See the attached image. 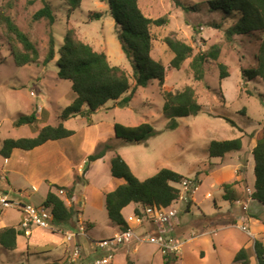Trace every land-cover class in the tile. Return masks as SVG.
<instances>
[{
	"label": "rangeland",
	"instance_id": "obj_1",
	"mask_svg": "<svg viewBox=\"0 0 264 264\" xmlns=\"http://www.w3.org/2000/svg\"><path fill=\"white\" fill-rule=\"evenodd\" d=\"M8 1L0 0V9ZM28 1L15 0L14 7L9 12L19 27L30 33L33 41L37 43L41 55L39 63L18 67L10 55L0 30V158L2 159L4 157L1 155V150L6 140L29 139L32 130L40 133L46 126H58L61 123L59 117L61 110L59 109L66 108L76 98L71 83L58 77L59 54L52 63L48 65L43 63L51 32L56 38L57 51L63 45L68 9L62 0H50L54 13L57 15L56 23L50 27L46 21L32 22L33 14L42 5L40 2L29 5ZM212 1L140 0V7L147 17L153 19L168 18L167 25L152 29L155 36L152 57L161 60L167 68L164 88L172 92L181 91L187 86L195 89L201 106V111L197 116L181 118L176 129H167L168 119L163 114L164 99L161 96L159 84L155 80L151 81L145 88L139 87L129 106L104 110L107 104L116 105V102L109 101L100 109L103 110L102 112H97L91 118L92 125L97 123L108 125L110 124L109 121H113L112 125L119 123L124 126H138L148 123L158 132L157 135L141 144L121 145L116 137L110 138L111 140L107 143L112 142L116 145V149L120 147L118 150L115 149L116 153L127 162L133 174L141 181L164 168L171 169L188 179L190 177L201 179L203 186L195 196L196 201L192 202V195L188 194L185 201L179 205L180 219L184 216L185 221L189 223L193 222L194 219L198 220L200 215H209L215 210L213 198H205L208 190L217 194L223 193L221 192L223 190L217 185L210 189V185L215 181L210 170L216 161L214 159H217L211 158L209 155L211 142L241 138L245 147L244 155H246L249 152V145L247 144L256 139L255 136L258 131L264 128V82L260 80L248 82L244 77V70L256 66V55L262 36L259 32L252 35H234L232 40L228 41L225 32L235 22L231 19H225L222 11L214 10ZM96 13H102L103 18L99 21H92L89 17ZM70 21L79 31L82 39L95 50L105 52L112 65L125 69L131 77L132 85L135 86L133 66L122 50L115 28V20L110 15L106 1L83 0L81 8L73 12ZM214 25H219L221 28L216 29ZM168 36L180 39L192 46L194 55L207 52L213 45H219L221 47L219 61L228 67L230 77L220 79L218 62L214 60H208L205 64L206 75L203 81H196L194 78V73L190 67L192 58L184 63L181 70L172 69L170 62L173 54L164 43V39ZM247 90L252 91L254 95H249ZM32 93L35 96H32ZM32 103L33 109L36 111L39 110L38 103L44 105L48 110V122L36 118L31 124L15 125L20 115L25 114ZM83 119L88 120L78 116L67 125L78 129L74 138L75 134L71 136L72 138L61 139L64 140L61 148L70 155L74 153L73 150L76 153L81 152L83 144H85L87 126H84ZM89 123L90 120L86 121V124L90 125ZM100 151L94 154H98ZM102 159L103 157L91 163L88 161L85 177H78L87 183V176L92 170L93 164ZM1 165L2 161L0 160ZM98 177L104 178V172H98ZM9 178L13 180L10 176ZM252 179L253 177L249 182L251 185L253 184ZM19 187L20 193L32 195V202L36 203L33 205L40 207L41 196L43 197L41 193L44 192L42 188L38 193L29 187L22 178ZM83 187L80 185V189ZM10 189L9 184H5L1 187L0 192L3 195H8L7 198L14 199L16 195L10 193ZM189 201H191L190 206ZM219 201H222L221 198ZM104 210L100 211V208L90 205L87 201V208L83 211L81 223L87 235L93 239H102L113 233V230L107 227L108 217ZM190 210L191 215H186ZM251 211L260 213L256 205ZM9 213L12 216L11 223L14 225H17L18 221L24 217V213L18 214L13 209L9 210ZM258 217L264 221V212ZM260 219L254 220L259 223ZM94 220L97 221L95 225L97 231L92 230L91 223H96ZM219 222L221 220L214 222V227L213 225L212 227H205L206 231L209 232L203 236L200 234H204L205 228L203 229L199 225L189 228L186 236L180 237L186 240L182 256H178L170 264H258L253 247L251 253L247 252V260L238 262L234 260L239 251V246L248 240L251 241V239L239 226L230 228L227 232L230 236H227L218 228L220 227L219 224L226 221ZM204 223L210 225L211 220L205 219ZM190 229L195 235L191 234ZM248 229L251 231L252 228ZM223 234L227 237H224ZM59 235L61 236L59 239H55L54 243L59 247L66 248L67 252L64 257H70V244L66 242L62 234ZM194 236L198 238L189 240ZM85 242L89 243L88 240ZM262 246H264V242ZM102 253L103 251L99 250L97 254L100 256ZM118 254L120 256L116 257V255L112 264H164L157 247L154 245H138L136 254L126 251H120ZM57 258L55 252L46 253L42 248L29 245L23 235L18 237V246L14 255L13 252H7L0 246V264H48ZM65 264H68L67 259Z\"/></svg>",
	"mask_w": 264,
	"mask_h": 264
},
{
	"label": "trees",
	"instance_id": "obj_2",
	"mask_svg": "<svg viewBox=\"0 0 264 264\" xmlns=\"http://www.w3.org/2000/svg\"><path fill=\"white\" fill-rule=\"evenodd\" d=\"M15 0H9L0 9V30L10 51L15 64L18 67L37 64L40 61V50L31 34L23 31L16 23L10 10L14 7ZM68 9L67 28L64 42L57 51L56 38L51 32L48 41V50L43 63H52L59 54L58 77L69 81L76 94L74 101L62 110L61 123L56 126L44 127L35 138L9 139L4 142L1 155L9 158L13 150H33L50 141H58L71 137L74 131L64 127V122L81 116L91 119L109 101L116 102V106L124 108L129 106L136 90L139 87H147L151 81H157L161 96L164 99L163 114L168 119L167 129L174 130L178 127L181 118L197 116L201 111L195 89L190 86L181 91H168L164 88L167 68L161 60L152 57L155 36L152 33L154 27L160 28L168 24L167 17L153 19L147 17L140 7V0H105L108 4L111 17L115 20V28L122 50L133 66V75L136 80L132 85L131 77L127 71L110 63L108 56L103 51L95 50L89 43L82 39L77 28L70 19L73 12L79 10L83 0H62ZM41 3V8L33 14L32 22L46 21L53 27L57 20L50 0H29L28 4ZM214 10L223 12L225 19H231L235 23L225 33L226 39L231 41L234 35H252L259 32L262 36L256 66L244 70V77L248 82L260 80L264 82V0H213ZM186 9V8H185ZM92 21L103 18L102 13L92 14ZM216 29L221 26L214 25ZM165 45L172 52L173 58L170 67L181 70L184 63L192 58L190 67L196 81H203L206 75L205 64L208 60L218 62L220 79L230 77L228 67L219 61L221 47L213 45L207 52L194 55V49L186 42L168 36L164 39ZM249 95H254L247 90ZM36 120V111L29 116H20L15 125H28ZM116 140L121 145L147 142L158 132L148 123L135 127L116 124L114 127ZM243 142L241 138L233 140L212 141L209 147L211 158L223 159L226 154L241 151ZM116 149V145L106 143L98 154L91 155L88 161L94 162L104 157L108 151ZM255 161V183L252 199L264 206V128H262L256 147L252 151ZM87 169L84 171L86 173ZM111 173L115 179L124 183L116 189L106 193V210L109 220L121 231L129 228V224L123 216V210L130 204H136L137 216H143L147 207H169L178 198L180 191L174 184L180 183L186 177L179 173L164 168L155 175L141 181L132 172L127 162L117 154L111 161ZM78 180L82 181L81 178ZM237 185L224 184L223 190L227 195ZM74 193L69 189L68 197ZM189 206L191 201L188 202ZM51 208L54 220L53 224L61 230H76L79 212L74 207H68L65 201L50 191L43 204ZM188 206V207H189ZM19 229L7 227L0 229V246L7 252H14L18 246V237L22 235ZM263 246L255 243V251L259 264H264ZM164 264H170L177 257H163ZM247 260V250H240L235 256V261Z\"/></svg>",
	"mask_w": 264,
	"mask_h": 264
},
{
	"label": "crops",
	"instance_id": "obj_3",
	"mask_svg": "<svg viewBox=\"0 0 264 264\" xmlns=\"http://www.w3.org/2000/svg\"><path fill=\"white\" fill-rule=\"evenodd\" d=\"M49 103L52 104L50 101ZM71 103H69V105ZM38 107H39L38 111L34 110L32 103L29 106L28 111H26L25 114H21L20 116L22 115L29 116L34 111H36L37 119L41 118V120L48 122L49 119L48 110L41 103H38ZM117 108L119 107L116 105L113 106L112 104L111 105L107 104L104 107V110H114ZM59 110L62 111L63 109H59ZM102 111L103 110H99L98 113ZM73 120H75V118L64 122V127H66L69 130L75 131V135L73 136L74 138L77 134L78 129L76 130L74 129V127L67 126L69 122ZM86 121L88 120L83 119V124L84 126L87 127L85 129V136H86L85 141L82 138L85 144H83L81 152L76 153L75 150H73L74 153L70 155L69 153H67V151L61 148V144L64 143L63 142L64 140H59V141L47 142L44 145L37 147L33 150L23 151V150L15 149L9 158L7 159L0 158V160L2 161V165L0 166V190L3 185L9 184L11 188L9 192L15 193L16 195L14 199L8 198L10 201L21 205L28 204L34 206L36 204L32 202L33 200L32 195H28L26 193H20L21 189L19 185H20V180L22 178L27 183V185L35 189L36 192L39 193L40 189L41 188L43 189L44 192L41 193L43 194V197L40 194L41 204L39 206L44 204L46 197L50 191L54 193H58V195L65 201L68 207H74V209L79 212L77 216L78 222L82 221L83 218L82 214L83 211H85V209L87 208V201L90 205L100 208V211L105 209L104 212H107L106 198H105L106 193L116 189L118 186L124 183L122 180L115 179L111 173V161L117 155L116 151L115 150L108 151L104 155L102 160H100L97 163L95 162L93 164L92 170L88 173V176L86 175L88 179L87 183L85 182L84 179H81L82 181L78 180L79 179L78 176L81 177L84 176L85 174L84 171L88 166L86 165L88 163V156H91L92 154L101 150L102 145H104V143H107L109 140H111L110 138L115 137L114 127L116 124L119 123H115L114 125H112L111 123L113 121H109L108 123L110 124L108 125L101 123L92 125L93 121L92 119H90V123H89L90 125H88L86 124ZM128 127H135V126H128ZM259 131L255 136L256 139H254L251 143L249 141V143L247 144L249 145L248 154L244 155L245 147L243 143V147L241 151L228 153L225 155L223 159L220 158L214 159L216 161L212 164V169L210 170V174H212V176L215 177V181L213 184L210 185V189L214 188L217 185L221 190H223L222 186L224 184H232L234 182H237V185H235L227 195V198L229 200L225 198L226 193L224 190L221 191L223 193L220 194L214 193L210 190L206 192L205 198L207 199L212 197L215 207V210L211 212L209 215L202 214L199 216L198 220L194 219L193 222L190 223L185 221L184 216L182 217V219H180L179 217L175 225H172L171 227L165 226L164 228H158L157 226H154L147 222H145L143 226H139L136 222L129 221V218L136 216L135 210L136 208H138L136 204H130L122 212L129 226L134 228L137 233L149 231L152 234H155L158 233L159 231H165L170 235L178 236L180 238L182 236L183 237L186 236L185 234L189 232L188 229L192 228V226L194 225H199L203 229L205 227H212V225L214 227L215 226L214 222H216L217 220L219 221L221 220V222L226 221L225 223L219 222L221 224H219L220 227L218 228L223 232H225L227 236H230L227 233L230 230V228L232 227L237 228L239 225H246L248 228L250 227L252 228L251 231L248 229L251 234L250 236L248 235V237L251 239V241L248 240L244 244L240 245L239 251L242 249H246L248 253L249 252L251 253V248L253 247V252L255 253L256 256L255 243L259 242L260 244H262L264 242L263 241L264 221H262V219L258 217L260 216V214L264 212L263 210L264 206L261 203L254 201L252 199V195L254 192V183H255V175H254L255 161L252 155V151L257 145L259 134L261 132ZM31 132L32 135L29 138H35L39 133L38 131H34V130L30 131V133ZM94 145L96 146L94 147ZM118 149H120V147H118L116 150ZM242 158L245 159L242 160ZM160 170L161 169H159L158 171ZM100 171L104 172V178L98 177V172ZM9 176L13 178V180L10 179ZM251 177H253L252 185L249 183L251 181ZM190 178H194V177H190ZM200 180L198 179V181L200 182L199 190L194 194H192L191 196L192 202L196 201L195 196L199 191H201V188L203 186V181ZM80 185L84 186L83 189H80ZM69 189L74 190V193L71 198L68 197ZM59 190H65L66 194L60 195L58 192ZM78 190L79 193H77ZM0 196H6V195H3L0 192ZM220 198L222 201H219ZM255 205L259 209L260 212L259 214L251 211V209L254 208ZM244 207H247V209L245 210ZM11 209L16 210L18 214L22 213V211L18 208H5L0 205V229L7 227H15L19 229V225L24 217L18 221L17 225L12 224L11 223L12 216L9 213V210ZM191 213L192 212L190 210L189 212H187L186 215H191ZM107 217H108V213H107ZM205 219L208 220L210 219L211 224L208 223L210 225H205L204 223ZM254 219H260L261 221L258 223ZM94 222L96 223H91L92 230L97 231L98 229L95 226L97 224V221L94 220ZM107 222H108L107 227L112 229L113 233H111L112 235H108L107 237H103L102 239L112 237L115 234L121 232V230L118 227H116L109 220V218ZM204 230L205 232L204 234H200L201 236L209 232L206 231L207 230L206 228ZM191 234L193 233L191 232ZM22 235L27 239L29 245L34 247H39L40 249L42 248L46 253L55 252V256L58 257L55 260L57 262L51 261L48 264H65L66 259H67V263L69 262L68 259L69 256L67 258L64 257V254L67 252V249L64 247H59L54 243V240L59 239V237L61 236L59 235V233L37 229L34 230L30 236H25L24 234ZM223 235L224 237H227L225 234ZM195 238L198 237L190 238L189 240H194ZM86 240L87 239L83 237L78 239V242L81 243L84 249L85 257H87V259L90 260L94 256H99L97 254L99 250L96 249L90 241L89 243H86L85 242ZM95 240H99V239H95ZM138 245L141 244H138L136 242L127 243L116 250L115 256L117 255L116 257H119L120 255L118 253L120 251H126L136 254L138 252ZM103 254L104 252L102 253V255ZM159 254L162 257V260L164 261L162 254L160 252Z\"/></svg>",
	"mask_w": 264,
	"mask_h": 264
},
{
	"label": "built area",
	"instance_id": "obj_4",
	"mask_svg": "<svg viewBox=\"0 0 264 264\" xmlns=\"http://www.w3.org/2000/svg\"><path fill=\"white\" fill-rule=\"evenodd\" d=\"M34 96V94L32 93ZM179 191V198L169 207H147L143 216H133L129 218L130 222H136L139 226H143L145 222L150 223L158 228L172 226L179 219V205L185 201L188 194L192 195L200 188V182L197 178H185L180 183L174 184ZM60 195H65V190L58 191ZM0 205L5 208H18L24 213L19 230L25 236H30L34 230H46L57 232L65 237L66 242L71 244L70 258L68 264H111L115 257V252L118 248L131 242L138 244H150L157 247L163 257H178L182 255L183 247L186 243L185 239L178 236L170 235L165 231H159L152 234L151 232L137 233L136 230L129 226L125 231H121L112 237L95 240L87 235L86 230L81 222H78L77 228L74 231L61 230L53 224L54 216L51 208L46 206L35 207L32 205H21L10 201L6 196H0ZM246 210L247 207H244ZM239 228L247 235H251L246 225H239ZM192 235H195L192 234ZM85 238L90 241L93 246L104 252L103 255L93 257L88 260L84 255V249L79 238ZM195 237V236H194ZM192 237V238H194Z\"/></svg>",
	"mask_w": 264,
	"mask_h": 264
}]
</instances>
